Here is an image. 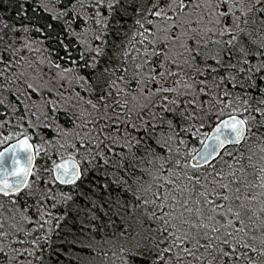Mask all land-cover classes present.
<instances>
[{
  "label": "snow or ice",
  "instance_id": "snow-or-ice-1",
  "mask_svg": "<svg viewBox=\"0 0 264 264\" xmlns=\"http://www.w3.org/2000/svg\"><path fill=\"white\" fill-rule=\"evenodd\" d=\"M14 7L0 264H264V0Z\"/></svg>",
  "mask_w": 264,
  "mask_h": 264
},
{
  "label": "trees",
  "instance_id": "trees-1",
  "mask_svg": "<svg viewBox=\"0 0 264 264\" xmlns=\"http://www.w3.org/2000/svg\"><path fill=\"white\" fill-rule=\"evenodd\" d=\"M14 2L15 0H0V13L5 14L7 18H14L16 16ZM36 163L41 164L43 163V160L40 157H37ZM97 179H99V177H97ZM63 235H65L63 232H61L60 235H56L55 233L52 235V247L54 250H59L60 248L64 247L62 241ZM45 252L47 253V248H45ZM61 261L63 264V257H61ZM49 264H53V262L50 261Z\"/></svg>",
  "mask_w": 264,
  "mask_h": 264
}]
</instances>
